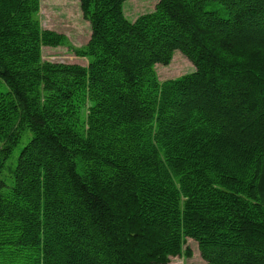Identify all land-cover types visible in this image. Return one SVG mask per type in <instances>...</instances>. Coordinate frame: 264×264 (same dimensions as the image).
<instances>
[{
  "label": "trees",
  "instance_id": "16d2710c",
  "mask_svg": "<svg viewBox=\"0 0 264 264\" xmlns=\"http://www.w3.org/2000/svg\"><path fill=\"white\" fill-rule=\"evenodd\" d=\"M39 1L0 0V264H264V0H79L80 46Z\"/></svg>",
  "mask_w": 264,
  "mask_h": 264
},
{
  "label": "rangeland",
  "instance_id": "374dc122",
  "mask_svg": "<svg viewBox=\"0 0 264 264\" xmlns=\"http://www.w3.org/2000/svg\"><path fill=\"white\" fill-rule=\"evenodd\" d=\"M158 0H123L121 9L127 20L134 21L139 15L154 10ZM210 9L218 10L222 16H226L224 8L214 2ZM38 20L41 28L51 30L54 33L64 35L71 44L75 46L83 45L90 36V24L81 12L79 0H40ZM139 48H135V50ZM140 52H145L141 50ZM40 55L43 60L52 62L77 63L86 66L85 57L76 56L68 46L61 44L58 46L42 45ZM155 72L159 80L174 78L194 69L191 61L181 53L179 49L174 50L168 64L156 63ZM205 103H207L205 101ZM227 115V114H226ZM17 153V151L15 152ZM14 158H10L5 167L0 170V176L10 178L14 167ZM75 227V225H71ZM81 232V228H79ZM188 246L191 255H177L170 257L169 264H207L200 256L197 242L192 238H187L183 247Z\"/></svg>",
  "mask_w": 264,
  "mask_h": 264
}]
</instances>
